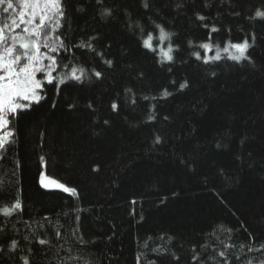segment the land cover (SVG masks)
Wrapping results in <instances>:
<instances>
[{
    "label": "trees",
    "instance_id": "obj_1",
    "mask_svg": "<svg viewBox=\"0 0 264 264\" xmlns=\"http://www.w3.org/2000/svg\"><path fill=\"white\" fill-rule=\"evenodd\" d=\"M60 3L0 130V264H264V0Z\"/></svg>",
    "mask_w": 264,
    "mask_h": 264
},
{
    "label": "snow or ice",
    "instance_id": "obj_2",
    "mask_svg": "<svg viewBox=\"0 0 264 264\" xmlns=\"http://www.w3.org/2000/svg\"><path fill=\"white\" fill-rule=\"evenodd\" d=\"M0 12L4 17V19H0V129H6L9 124L7 116L15 114L18 109L28 107L26 104L19 103L18 100L38 103L43 98L37 91L41 89L42 83L36 79V74L46 73L47 82H52V70L56 60L53 56L42 53L41 46L50 52L57 51V48L54 44H50V37L43 35V33L48 31V24L52 23L53 17L49 13H53L56 17H63L64 13L60 0H24L20 5L14 4L13 0H0ZM17 12L19 19L15 18ZM256 15L264 16V12L257 11ZM201 19L203 18L201 17ZM56 24L59 26L58 19ZM159 31L160 41L169 38L170 34L166 33L162 27ZM41 41H43V45H41ZM143 43L146 47L152 48L151 34ZM248 46L247 41L232 45L239 52V55L232 58L240 60ZM202 47L207 49L209 45L204 44ZM227 50L225 48V51ZM168 51L170 52L171 48ZM164 55L169 60L172 58L168 52H164ZM45 56L51 62L49 65L43 63ZM216 58L219 59V56ZM76 73L77 69L73 68L71 78L80 80L83 70H80V75ZM100 75L99 72L96 73L97 77ZM65 79L68 77H64L60 82L63 83ZM113 108H116L115 104ZM12 136L11 131H4L3 135H0V149L4 148ZM50 183L57 187H63L55 180H51ZM64 190L75 192L74 189L65 188ZM13 207L19 208V202ZM12 210L6 208L3 211L5 215H8ZM10 247L15 248L16 242L12 241ZM25 264H28L27 260H25Z\"/></svg>",
    "mask_w": 264,
    "mask_h": 264
},
{
    "label": "rangeland",
    "instance_id": "obj_3",
    "mask_svg": "<svg viewBox=\"0 0 264 264\" xmlns=\"http://www.w3.org/2000/svg\"><path fill=\"white\" fill-rule=\"evenodd\" d=\"M23 2H24V0H23ZM49 15L52 16V17L54 16L53 13H49ZM37 22H38V20H37ZM162 47H163V46H161V50L163 49ZM216 52L218 53V51H216ZM228 52H229L230 54H232V55H228L230 58H232V57L235 56V55H239V52H238L234 47H231V49H228ZM244 55H245V53H244ZM37 75H39V73L36 74V79H38V78H37ZM38 90H39V89H38ZM38 90H37V91H38ZM18 102H19V103H23V104L29 103V101H24V100H18ZM32 102H33V101H32ZM0 130H1V129H0ZM42 180H43V182H42ZM50 181H51V179L48 178V177H46L45 174H42V175H41V177H40V182H41V184H42V186H43L44 188H46V189H60V188H63V187H57V186L51 184ZM58 184H59V183H58ZM45 185H48V186H45Z\"/></svg>",
    "mask_w": 264,
    "mask_h": 264
}]
</instances>
